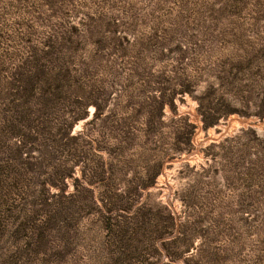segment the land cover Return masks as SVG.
<instances>
[{
	"label": "rangeland",
	"instance_id": "374dc122",
	"mask_svg": "<svg viewBox=\"0 0 264 264\" xmlns=\"http://www.w3.org/2000/svg\"><path fill=\"white\" fill-rule=\"evenodd\" d=\"M262 112L264 0H0V264H264Z\"/></svg>",
	"mask_w": 264,
	"mask_h": 264
},
{
	"label": "trees",
	"instance_id": "16d2710c",
	"mask_svg": "<svg viewBox=\"0 0 264 264\" xmlns=\"http://www.w3.org/2000/svg\"><path fill=\"white\" fill-rule=\"evenodd\" d=\"M155 112H157V111H155ZM217 117H218V118H217ZM217 117L214 118V119H212L211 122L208 123L207 120H206V118H205V120H204V116H203L204 128H207L208 126L217 123L218 120H219V117H220V116H217ZM260 117H264V112H262V114H260ZM139 216H140V214L138 215V217H139ZM144 217L147 219L146 216H144ZM166 217H167L170 221L173 220V217H172L171 215H168V216H166ZM142 223H143V221H142ZM120 228H121V227H120ZM151 233H152V235H153L154 231L151 232ZM163 235H165V234H163ZM121 236H122V238L125 237V235H123V234H122ZM168 264H169V263H168Z\"/></svg>",
	"mask_w": 264,
	"mask_h": 264
}]
</instances>
